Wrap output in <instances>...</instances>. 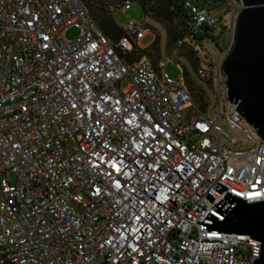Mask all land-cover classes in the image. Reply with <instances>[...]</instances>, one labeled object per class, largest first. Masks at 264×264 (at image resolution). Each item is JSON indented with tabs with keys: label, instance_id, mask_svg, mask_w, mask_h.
I'll return each instance as SVG.
<instances>
[{
	"label": "built area",
	"instance_id": "obj_1",
	"mask_svg": "<svg viewBox=\"0 0 264 264\" xmlns=\"http://www.w3.org/2000/svg\"><path fill=\"white\" fill-rule=\"evenodd\" d=\"M202 3L186 2L192 35L208 27L224 47L215 62L204 37L194 70L177 52L126 62L121 52L156 37L145 22L129 19L116 43L82 0H0V264L260 258L251 236L198 224L209 214L223 222L213 208L228 193L264 198V140L229 101L223 69L244 4Z\"/></svg>",
	"mask_w": 264,
	"mask_h": 264
},
{
	"label": "water",
	"instance_id": "obj_2",
	"mask_svg": "<svg viewBox=\"0 0 264 264\" xmlns=\"http://www.w3.org/2000/svg\"><path fill=\"white\" fill-rule=\"evenodd\" d=\"M235 34V44L223 63L227 76L229 101L257 130L264 140V0H242ZM220 195L228 189L217 184ZM211 203L215 198L209 193ZM224 217L223 222L209 214L204 223L210 233L251 236L261 245L260 258L254 264H264V198L244 201L228 193L213 208ZM205 230V229H204Z\"/></svg>",
	"mask_w": 264,
	"mask_h": 264
},
{
	"label": "trees",
	"instance_id": "obj_3",
	"mask_svg": "<svg viewBox=\"0 0 264 264\" xmlns=\"http://www.w3.org/2000/svg\"><path fill=\"white\" fill-rule=\"evenodd\" d=\"M86 7L90 10L91 14L97 21L102 31L113 42H118L124 38V30L119 26L115 20L117 9H124L131 2H138L142 7L146 19L148 17L156 19L158 22L164 25L167 34L166 47L173 53L177 52V57L180 49L189 48L190 56L188 57V63L196 70L201 61L202 44L200 42L204 37L208 38L209 42H217L214 36L209 35L211 31L208 27L202 28V34L192 35L191 25L193 24L192 12L186 6L188 0H82ZM198 1V0H196ZM215 0L207 1L203 0L204 5L214 8ZM217 7V6H216ZM215 7V8H216ZM146 23V21H145ZM155 33V32H154ZM156 36V35H155ZM219 39V38H217ZM223 40V39H222ZM221 40V41H222ZM185 41L184 47H179V42ZM196 41V42H195ZM160 37L157 36L154 39L153 44L150 47L144 49H135L131 53L121 52L122 58L126 62L137 61L145 56L152 58L153 61H160L162 57ZM216 44V43H215ZM168 56V57H170ZM178 61H181L179 58ZM191 89L198 102L204 103L203 96L198 93L196 87L193 85L195 82L191 77L188 80Z\"/></svg>",
	"mask_w": 264,
	"mask_h": 264
},
{
	"label": "rangeland",
	"instance_id": "obj_4",
	"mask_svg": "<svg viewBox=\"0 0 264 264\" xmlns=\"http://www.w3.org/2000/svg\"><path fill=\"white\" fill-rule=\"evenodd\" d=\"M115 20L117 24L121 27H126V25L129 22V19L136 22V23H143L146 21V25L148 28L153 30L155 32L156 37H160L161 41V50H162V57H168L173 52L171 50H168L166 47L167 43V34L166 29L163 24L158 22L156 19L148 17L146 19L143 7L138 2H131L126 6V9L123 10L122 8L117 9ZM78 34V31L75 29H71L67 36L68 38H75ZM154 42V37L152 34L147 35L143 41L142 44L146 47H150ZM206 51L210 55L211 59L215 62L219 61V56L221 49L224 47V40L220 41L219 44L207 42L204 44ZM180 53H178L179 58L181 61H188V57L190 56V50L189 48L180 49ZM165 73L169 75L170 77L177 79L181 75L180 69L176 65H167L165 68ZM191 79L193 77V72L191 70ZM197 84H195L196 86ZM198 89L200 90L202 88L201 84H198ZM207 97V96H206ZM213 102V100H212ZM230 131V130H229ZM231 132V131H230ZM223 142L225 145H229V141L227 139H223Z\"/></svg>",
	"mask_w": 264,
	"mask_h": 264
}]
</instances>
